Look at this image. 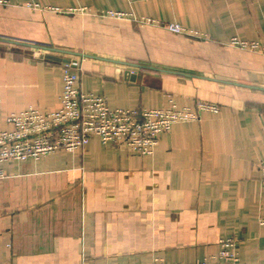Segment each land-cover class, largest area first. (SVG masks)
Instances as JSON below:
<instances>
[{"label": "crops", "instance_id": "0c3cea01", "mask_svg": "<svg viewBox=\"0 0 264 264\" xmlns=\"http://www.w3.org/2000/svg\"><path fill=\"white\" fill-rule=\"evenodd\" d=\"M0 45V130L59 108L62 65L40 55L76 61L112 110L218 107L146 156L93 136L0 163V264H194L221 238L264 264V0H0Z\"/></svg>", "mask_w": 264, "mask_h": 264}, {"label": "built area", "instance_id": "2783aa9c", "mask_svg": "<svg viewBox=\"0 0 264 264\" xmlns=\"http://www.w3.org/2000/svg\"><path fill=\"white\" fill-rule=\"evenodd\" d=\"M108 17L120 18L121 12H107ZM145 19L142 23H150ZM169 31L179 34L183 28L170 24ZM230 45L244 50L259 49L256 42L230 39ZM63 89L60 106L54 111L27 110L11 112L6 118L7 129L0 130V163L39 159L57 151H77L95 136L102 143L118 144L138 155L153 153L160 134L168 132L173 124L195 121L198 111L218 112L217 105L198 102L190 108L110 109L107 99L98 94L83 92L79 87V69L76 61L61 63ZM264 184V158L260 162ZM2 174V173H1ZM264 225V219L259 220ZM219 251L194 264H237L239 256L232 238H221ZM187 264V263H185Z\"/></svg>", "mask_w": 264, "mask_h": 264}, {"label": "water", "instance_id": "95a60500", "mask_svg": "<svg viewBox=\"0 0 264 264\" xmlns=\"http://www.w3.org/2000/svg\"><path fill=\"white\" fill-rule=\"evenodd\" d=\"M13 43H16V44H19V45H22V46H30V47H33V46H35V45H32V44H29V43H26V44H22L21 42H13ZM40 58L41 59H47V60H50V61H55V62H61V61H63V62H67V60H65V59H58V58H55V57H49V56H42V55H40Z\"/></svg>", "mask_w": 264, "mask_h": 264}, {"label": "trees", "instance_id": "16d2710c", "mask_svg": "<svg viewBox=\"0 0 264 264\" xmlns=\"http://www.w3.org/2000/svg\"><path fill=\"white\" fill-rule=\"evenodd\" d=\"M50 61V60H49ZM51 62H55V61H51ZM63 61H61L59 64L61 65V63H62Z\"/></svg>", "mask_w": 264, "mask_h": 264}, {"label": "rangeland", "instance_id": "374dc122", "mask_svg": "<svg viewBox=\"0 0 264 264\" xmlns=\"http://www.w3.org/2000/svg\"><path fill=\"white\" fill-rule=\"evenodd\" d=\"M0 46H1V45H0ZM1 47H7V46L2 45Z\"/></svg>", "mask_w": 264, "mask_h": 264}]
</instances>
